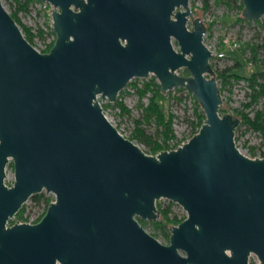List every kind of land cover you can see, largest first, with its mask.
<instances>
[{
	"label": "water",
	"instance_id": "95a60500",
	"mask_svg": "<svg viewBox=\"0 0 264 264\" xmlns=\"http://www.w3.org/2000/svg\"><path fill=\"white\" fill-rule=\"evenodd\" d=\"M47 1L54 38L44 51L0 1V264H247L250 253L264 264V155L242 152L238 115L218 109L226 102L200 8ZM241 2L245 18L264 12V0ZM149 73L160 91L186 87L203 112L185 140L154 153L122 134L96 97L113 100ZM41 189L53 195L42 214L8 222ZM160 196L184 209L166 242L137 219L156 218Z\"/></svg>",
	"mask_w": 264,
	"mask_h": 264
},
{
	"label": "rangeland",
	"instance_id": "374dc122",
	"mask_svg": "<svg viewBox=\"0 0 264 264\" xmlns=\"http://www.w3.org/2000/svg\"><path fill=\"white\" fill-rule=\"evenodd\" d=\"M0 1L7 11L11 10L14 6L13 0ZM237 1L238 0H235V2ZM201 4L202 0H188V6L192 10V15L197 14L195 7H198L200 8L199 17L201 18L203 23H207V20L209 19L212 20L210 26H208L207 32L205 31V33L203 34V40L210 44H214L217 48L219 46L218 40L220 36L228 32L230 35L236 37L238 41V44L235 47L225 50V55L222 58H212L211 60L209 59L210 63H212L217 68L228 64H234L232 66V70H235L243 75L249 74V72L260 68L259 64H255L252 61H248L246 59L249 51L244 42L246 40L264 42V26L261 25V23L264 22V12L259 17L253 19L248 18L238 20L235 19V11L237 10L236 5L226 6L223 0H207L206 8H202ZM40 10L41 9L40 7H38L35 0H29L25 9H19L16 11L18 16L17 23L21 32L23 33V24L27 25L29 27V31L31 32L30 40L33 43H36L38 40V37H36L35 34L39 30L35 28L37 25L39 26L40 22H42L43 20V18L41 17L42 11ZM191 14L186 21V24L189 27L191 26ZM176 70L179 73H187V70L186 68H184V66H180ZM150 74L152 73H149L147 76H132L129 81H135L139 85L141 81L147 78ZM262 78L264 79V74ZM129 81H127V83L116 93V97L125 105L128 111L121 112L119 105L113 103L114 99H100V103H102L101 107L106 116L126 136L129 135L130 130L133 126V118L139 116L140 114V107L138 105L139 99L137 97L135 89L128 83ZM217 83L219 82L217 81ZM249 90V86L244 77H240V75L228 76L226 82L220 90L221 100L226 102L225 106L221 105V107H223L222 111H228L230 113L237 114L236 109L241 107V102L248 98L246 92ZM172 94H180L181 97L180 99H176ZM165 95L166 98L162 104L163 110L165 112L172 113L171 128L173 135L167 138V148H169L173 147L174 143L177 144L179 143V141L181 142V140L183 141L189 136L191 130L195 127L196 124V114L194 111L195 104L192 101L191 95L183 94L181 90L176 88H169V91ZM140 99L142 101H145L146 95H142ZM220 104L221 102L219 103V105ZM199 108L200 106L198 105V107H196V110H198ZM254 108H260L264 115L263 94L258 95L255 101L243 107V111H246L248 114H252ZM141 124L145 127L146 130L151 132L153 135H156V124L154 120L150 119L148 122H142ZM236 124L237 126L234 128L233 137L235 144L239 146V148L248 149V145L253 144L256 148H259L261 150L264 149V139L261 137V134L258 130L246 126L245 123L240 121V119ZM161 135L162 134L159 133L157 135V138L160 139ZM135 141L143 149H147L145 143L137 140ZM11 179L12 169L11 166L6 163L4 181L6 183H9ZM48 193L51 194L50 197H53L51 192ZM157 199L161 203H165L168 198L160 196ZM21 205V216H25L26 218H28L35 217L36 215H38V213H40V211L42 210L43 202L42 200L35 201L28 195ZM170 210L171 212H175L178 216L184 213V209L175 201L170 204ZM14 215L15 214L8 218V222H12L10 220L15 219ZM16 216L18 215L16 214L15 217ZM16 218L18 219L20 218V216ZM143 220V224L145 226H147L150 230L157 234L162 240H164L165 242L167 241V236H165L160 229L154 227L152 223L153 219ZM256 260L257 259L255 255L253 253H250L248 256L247 264H255Z\"/></svg>",
	"mask_w": 264,
	"mask_h": 264
},
{
	"label": "trees",
	"instance_id": "16d2710c",
	"mask_svg": "<svg viewBox=\"0 0 264 264\" xmlns=\"http://www.w3.org/2000/svg\"><path fill=\"white\" fill-rule=\"evenodd\" d=\"M14 6L11 10H9V14L15 20L18 21V16L16 11L19 9H25L27 6V2L29 0H13ZM226 4V6H232L236 5L237 10L235 11V19H248L243 17L240 14V8L242 5L241 0H238L235 2V0H223ZM202 8L207 7V0H202L201 4ZM212 20L208 21L205 24V27L208 28L210 26ZM262 26H264V22L261 23ZM23 35L25 38L29 41H31V32L29 31V27L27 25L22 26ZM39 33V31H37ZM33 34V33H32ZM246 47L248 48L249 54L246 56V59L248 61H252L255 64H259L260 68L255 69L249 74L243 75L235 70H232V66L234 64H228L224 65L222 67H216L212 63H210L213 76L217 78L219 92L221 90V87L226 82L228 76H238L244 77L248 86L249 91L246 92L248 95V98L241 102V107L236 109L237 115H239L238 120L240 119L241 122L245 123L246 126L251 127L253 129H256L261 134V137L264 139V115L260 108H254L252 114H248L246 111H243V107L249 105L251 102L255 101L258 95L263 94L264 95V79L262 78L264 74V42H257L253 40H246L245 42ZM262 49V50H261ZM185 68V67H184ZM219 78V80H218ZM260 79V80H259ZM129 81V80H128ZM136 91L137 97H138V105L140 107V114L139 116H136L133 118V126L130 130L129 135H127L131 139H135L137 141H141L145 143L147 146V149H144L145 151L149 152H155L162 148H167V138L169 136L173 135L172 128H171V112H165L163 110V101L166 98L167 92L169 89H166L165 91L159 90V83L156 80L155 76L153 74H150L147 78L143 79L141 83L138 85L135 81L130 80L128 82ZM176 89H181L183 86H173ZM142 95H146V100L142 101L140 97ZM174 98L180 99V94H172ZM192 101L195 104L194 111L196 114V124L195 127L191 130L194 131L196 129V125L200 123L203 119V112L199 108L196 110V107H198V102L194 98L193 94L191 93ZM113 103L118 104L120 107L121 112L128 111V109L125 107V105L116 97L113 100ZM102 104V103H101ZM218 109L220 111L223 110V107L221 105L218 106ZM150 119L154 120L156 124L155 128V134L153 135L151 132L145 129V127L141 124L142 122H148ZM237 126L235 124L234 128ZM162 134L161 138H157L158 134ZM176 143H174V146ZM248 148L252 151L254 148L253 144H249ZM8 165L11 166V161L9 160L7 162ZM50 193H45L44 190H39L32 192L29 196L33 198L35 201L42 200L43 206L42 211H44V208L46 206V203L50 199ZM173 203L172 200L167 199L165 203H161L158 199L155 200V205L158 209V216L152 220V223L154 227H157L160 229L165 236H167L168 228H169V220L173 222H177L179 219H181L184 216V213L181 215H177L175 212H171L170 210V204ZM21 210L22 205L18 207V209L13 213L17 214L18 216H21ZM14 218L18 217L16 216ZM17 219V218H16ZM137 219L139 222L143 223L144 220L137 216ZM14 219L10 220L13 221Z\"/></svg>",
	"mask_w": 264,
	"mask_h": 264
},
{
	"label": "built area",
	"instance_id": "2783aa9c",
	"mask_svg": "<svg viewBox=\"0 0 264 264\" xmlns=\"http://www.w3.org/2000/svg\"><path fill=\"white\" fill-rule=\"evenodd\" d=\"M35 1L37 3L38 7H40V9H41L40 11H42L41 17L43 18L44 21L42 20V22H40L39 26L37 25L36 28H35V29L39 30V33H36V34L34 33L36 35V37H38L37 42L33 43V42L30 41V43L33 45V47L35 49H37L39 51H44V50L48 49V47L51 45V43L53 41V38H54V32H53V30L51 28V23H50L51 22V12L50 11H51L52 5L47 0H35ZM209 20H211V19H209ZM209 20H207V21H209ZM207 30H208V28L205 27V30L202 33V39H203V34L205 33V31L207 32ZM204 42H205V44L207 45V47L211 51V55L209 57L210 60L212 58H222L225 55V50L226 49H230L232 47H235L238 44L237 38L232 36V35H230L228 32L223 34L222 36H220V38L218 40L219 46L217 48L212 43L210 44V43H208L206 41H204ZM172 88H174V87H172ZM180 90L182 91L183 94L191 95V92L184 86ZM96 97H97V99H98V101L100 103V99H102V98H100L98 94H96ZM102 111H103V109H102ZM103 113H104V111H103ZM197 126L198 125H196V128H197ZM117 129L119 130V128H117ZM238 148H239V146H238ZM239 149L242 152H244L245 154L250 155V156H253V155L261 156V155H264V149L261 150L259 148H256L255 146H254L252 151L249 148L248 149L239 148ZM45 192H47V191H45ZM51 198H52V196L50 197V199ZM41 211L35 217L26 218L25 216H20V218H18L17 220L18 221H20V220L34 221L42 214ZM255 262H257V260Z\"/></svg>",
	"mask_w": 264,
	"mask_h": 264
}]
</instances>
